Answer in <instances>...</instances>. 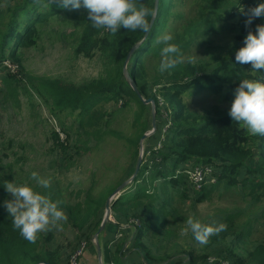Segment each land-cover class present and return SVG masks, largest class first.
<instances>
[{
	"label": "trees",
	"instance_id": "obj_1",
	"mask_svg": "<svg viewBox=\"0 0 264 264\" xmlns=\"http://www.w3.org/2000/svg\"><path fill=\"white\" fill-rule=\"evenodd\" d=\"M10 1V4H6V17L0 21V63L9 58L16 63L18 69L16 72H9L3 67L2 84L6 95L11 97L14 103H17V95L20 94L30 99L36 96L52 115L58 117L59 114H64L74 118L77 122V133L71 145L68 139L60 138L55 132L51 135L63 157L70 159L73 155H81L82 151L89 149L87 144L89 138L98 140L105 133H109L108 127L113 112L104 108L107 103H117L121 100L123 105H127L132 99L139 106L132 123L133 134L130 137L120 134V138H124L133 146L131 158L137 156L140 137L150 129L151 119L149 116L141 117L145 105L138 99L123 74L126 54L134 44L138 46L132 52L126 69L139 92L143 98H154L156 113L157 101L152 93L154 87L171 107L168 133L166 132L162 147L150 150L148 155L150 163L145 161L141 163L131 181L133 190L127 192L128 188H125L111 201L115 222L108 221L104 230L113 234L119 229L122 236L117 243L109 246L108 241L101 242L98 235L103 263L109 264L112 261L114 264H125L122 258L131 255L128 257L129 264H209L207 262L209 256L226 260L228 264H264V234L252 247L245 249L242 245L245 234L252 228L257 216L237 225L235 218L239 215L238 208L219 216L221 221L217 223L223 222L227 228L219 235L210 237L203 251L198 252L191 246L180 253L158 257L152 253L147 243L145 246L143 242L148 232H155L163 225L164 222L160 223L159 217L168 214L167 198L161 200L160 193L152 192L151 189L155 187V181L159 176H164V173L167 175L166 167H163L161 162L171 155L174 157L169 164L172 167L169 171L170 178L162 184L178 183L180 178L173 172L181 161H184L185 165L207 163L213 167L212 175L215 176V180L209 187L203 185L196 190L198 201L222 183L226 187L241 184L254 201L264 196V136L249 135L241 124L230 120L228 110L226 112L215 109L213 114L209 111L201 114L191 111L182 96L185 93V97L188 98L204 90H210L213 93H224L223 97L230 104L233 90L239 80L255 78L249 65L235 63L234 52L242 45L243 37L249 29L254 31L256 24L264 23V16L254 18L251 24L245 26L246 16L243 13L238 14L236 4L232 12L214 11L206 18V9L201 5L203 0H198L196 18L187 20L189 14L184 17L179 12L171 11L175 0H134L148 13L146 28L135 31L121 28L113 34L106 29L93 28L87 20L86 10L82 7L76 10L64 9L58 6L57 0ZM177 1L180 5L185 3L184 0ZM257 2L258 0L237 1L245 12ZM154 9L155 17L146 33ZM59 13H64L70 18L73 32L78 33L73 47L74 55L90 58L96 52L99 54L102 72L97 78L76 84L68 82L61 76L42 75L27 78L28 80L23 77L21 58L17 49L34 46L40 38L43 23L52 15ZM236 15H238L236 21H230V18ZM218 20L221 22L216 24ZM174 22H178L175 27L172 26ZM166 28L173 36L171 42L177 45L180 56L174 68L161 74L159 63L163 44L158 43V38L165 33ZM190 29L193 31L190 32ZM222 30L232 33L227 45L212 43L211 35ZM191 47L202 48V54L188 59L181 58ZM156 121L160 124L161 118L157 116ZM84 134L87 138H82ZM72 146L75 148L73 154L70 149ZM3 166L0 159V169ZM5 167L7 170H0V183L13 180L10 166ZM241 169H244L245 174L239 178ZM133 171L134 165L126 171L123 180ZM181 176L184 179L185 175ZM119 183L116 180L115 183L101 187L94 194L89 189L83 200L75 202L66 199L62 190L51 183L47 190L32 186L35 189L37 187V191L46 192L50 198L61 201V207L67 217L66 222L76 229L80 241L81 237L89 238L88 232L92 229L97 230L103 217L105 200ZM179 191L184 197L185 188H180ZM8 195L0 184V201L9 199ZM131 219L137 220L138 223L130 221ZM130 233L132 236L127 248L123 250L126 251L124 254L122 248ZM43 236L41 232L35 242L25 240L18 230L13 228L11 217L0 205V264H37L40 261L62 264L59 247L48 249L42 244V240L45 241ZM49 237L45 236L46 239ZM219 243H224L222 250L213 248ZM136 256L141 257L137 263L134 259Z\"/></svg>",
	"mask_w": 264,
	"mask_h": 264
},
{
	"label": "rangeland",
	"instance_id": "obj_2",
	"mask_svg": "<svg viewBox=\"0 0 264 264\" xmlns=\"http://www.w3.org/2000/svg\"><path fill=\"white\" fill-rule=\"evenodd\" d=\"M184 1L185 3L180 5L175 0L171 11L179 12L184 17L189 14L187 20H194L199 8L196 5L198 0ZM7 3L10 4L11 1L0 0V21L6 17ZM236 4V0H203L201 2V5L206 9V18L210 17L214 11L232 12ZM241 13L238 10V14L240 15ZM237 17L238 15L230 18V21L235 22ZM219 22L221 20L215 23L218 24ZM177 23L174 22L172 26L175 27ZM72 26L70 18L64 13L52 15L43 23L40 38L34 46L28 49H17V53L21 58L20 67L25 80L42 75L47 77L61 76L68 82L77 84L83 80L98 77L102 72V64L97 52L90 58L74 55L73 47L78 33L73 32ZM189 31L192 32L193 30L190 29ZM164 32L169 33V29L166 28ZM231 35V32L222 30L217 34L211 35L210 39L212 43L224 46L230 41ZM201 54L202 48L194 49L191 47L182 54L181 58L188 59ZM5 61L9 69L16 66V63L9 58ZM2 68L0 67V159L1 164L4 166L1 169L7 170L5 166L9 165L15 183L36 185L30 176L32 171H36L41 177L48 178L51 184L58 186L66 199L75 202L83 200L89 189L94 194L101 187L115 183L116 180L121 183L129 167L135 166L139 153L141 154V163L143 161L150 163L148 161L150 150L158 144L162 147L164 137L168 133L171 107L157 93L155 88H152V93L156 97L158 111L156 113L154 98L150 97L154 106L152 108L150 103H143L145 107L142 110L141 117L146 118L149 116L151 119V113L154 110L155 128L142 141L141 147L138 144L136 157L133 156L131 158L133 146L124 138H120V134L126 137H130L133 134L132 123L137 109H139L133 99L127 105H123L121 100L117 103H107L104 108L113 112L111 124L108 127L109 133H105L98 140L89 138L87 143L89 149L82 151L81 155H73L70 159L63 157L59 153L54 137L51 136L52 132L60 135V138L68 139L71 145L76 138L77 122L71 115L59 114L58 117L52 115L36 96L30 99L24 94H20L19 96L17 95V103H14L11 97L6 95L5 87L2 84L1 77L2 72H4ZM223 95L224 93H213L210 90H204L188 98L185 97V93L182 94L188 109L200 114L205 111L213 114L215 109L227 112L230 104ZM157 116L161 118L160 124L156 121ZM151 128L148 132L151 131ZM110 131L113 133H110ZM116 134L119 135L116 136ZM82 138H87V136L84 134ZM70 149L73 154L75 148L72 146ZM173 157L171 155L161 162L163 167H166L167 175L164 173V176H159L155 181V187L151 189L152 192L160 193L161 200L167 198L169 201L167 204L168 214H163L159 217L160 223H164L156 229L157 231L148 232L146 237H144L145 246L148 245L152 253L158 257H163L166 254H177L191 246L195 247L198 252L203 251L205 245L196 242L190 232H183L186 227V219L192 216L193 218H198L202 223H217L221 221L219 220L220 215L233 212L237 208L239 212V215L235 218L237 225L246 222L250 217L254 218L257 216L252 228H249L242 241L245 249L256 244L264 234V196H260L259 200L254 201L248 190H244L241 184L226 187L222 183L217 188L210 190L198 201L196 190L199 188L194 187L188 176H185L184 179L181 176L180 169L185 166L184 161L179 162L173 172L177 178H180L178 183L174 185H171V183L162 184L170 178L169 171L172 167L169 164L173 161ZM198 166L204 170L213 169L207 163ZM244 174V169H241L239 178L243 177ZM213 180L205 183V187H209ZM130 184L131 182L126 187L128 188L127 192L133 190V185ZM180 188H185L184 197L179 191ZM8 196L10 199V194ZM101 232L98 235H100L102 242L103 234ZM42 233L44 234L43 239H45V241L42 240V244L48 249L53 250L59 247L62 264L70 259L71 262L74 259L76 248H82L80 255L76 258V264L91 263L89 259L87 260L90 255L86 254L90 252V254L94 255L96 251L95 231L93 229L88 232V234L90 233L88 235L89 238L80 236L79 241V234L76 229L72 228L65 220L59 229L51 228ZM46 235L50 236L49 239L45 238ZM98 242L101 250L99 239ZM108 242H116L115 234ZM223 245L224 243H219V245H214L213 248L222 250ZM206 251H209V249H206ZM135 258L136 263L139 262V259L141 260L140 256ZM101 262L103 263L102 259ZM97 264H100L99 261Z\"/></svg>",
	"mask_w": 264,
	"mask_h": 264
},
{
	"label": "clouds",
	"instance_id": "obj_3",
	"mask_svg": "<svg viewBox=\"0 0 264 264\" xmlns=\"http://www.w3.org/2000/svg\"><path fill=\"white\" fill-rule=\"evenodd\" d=\"M237 3V0H236ZM59 7L64 9L86 10L87 20L96 29H106L115 34L121 28L135 31L146 28L147 11L138 6L134 0H57ZM238 9L245 14V26L254 18L264 16V0L247 9L237 3ZM173 36L164 33L158 38L161 48L159 71L164 72L176 66L180 52ZM234 61L239 65H249L255 78L239 80L233 90L228 108L231 121L241 124L249 135L264 136V23L256 24L254 31L249 29L243 37V43L234 52ZM37 187L49 189L50 180L41 177L38 172L30 173ZM2 184L10 199L0 201L7 214L11 217L14 229L28 242H35L39 233L51 228L62 227L67 217L61 207V201L50 198L46 192L37 191L28 183H15L13 180ZM184 233L190 232L193 239L206 245L210 237L225 231L227 225L219 223H202L198 218L189 216L185 221Z\"/></svg>",
	"mask_w": 264,
	"mask_h": 264
},
{
	"label": "water",
	"instance_id": "obj_4",
	"mask_svg": "<svg viewBox=\"0 0 264 264\" xmlns=\"http://www.w3.org/2000/svg\"><path fill=\"white\" fill-rule=\"evenodd\" d=\"M155 9H154V12L152 14V17L150 19V22H149V25L147 27V30H146V33L148 32L152 22H153V19L155 17ZM145 33V34H146ZM138 45L137 44H134L130 50L127 52L126 54V57H125V60H124V64H123V74H124V77L125 79L127 80V82L129 83L130 87L133 89V91L136 93L138 99L146 104V103H150L151 104V107L153 108L154 106V103H153V100L152 98L148 97V98H143L141 93L139 92L137 86L135 85L134 81L132 80L128 70L126 69V64L132 54V52L135 50V48L137 47ZM151 131L150 132H145L142 134V136L140 137V140H139V146L141 147L142 145V141L149 135L151 134L153 131H154V128H155V114H154V110H152V113H151ZM141 165V154L139 153L138 154V157H137V160H136V163H135V166H134V171L132 172V174L125 180H123L117 187H115L112 192L108 195V197L106 198L105 200V203H104V213H103V217L101 219V222L97 228V230L95 231L94 233V240H95V250H96V256L98 258V261L100 264H103L101 262V250H100V245H99V242H98V234L105 228V225L108 221H110V216L113 215V211L111 210V201L113 199H116L124 190L125 188L128 186V184L133 180V178L136 176L137 174V171L139 169V166ZM44 263L46 264H53V263H49V262H46V261H43Z\"/></svg>",
	"mask_w": 264,
	"mask_h": 264
},
{
	"label": "built area",
	"instance_id": "obj_5",
	"mask_svg": "<svg viewBox=\"0 0 264 264\" xmlns=\"http://www.w3.org/2000/svg\"><path fill=\"white\" fill-rule=\"evenodd\" d=\"M5 60H3L4 62L1 61L2 65H0V67L1 68L5 67L6 70H8L9 72H16L17 69H18L17 65L12 67L11 69H9ZM154 88L156 89V87H154ZM159 147H161V146L158 144L157 146L153 147V150H157V149H159ZM198 165H201V164L185 165L182 169H180V171H181L182 174H184L185 176L189 177V179L193 182L194 187H197V188L200 189L205 183H207L208 181H211L213 179L215 180V178L212 175L213 169L204 170L201 167H199ZM110 221L115 222L114 219H113V216L112 217L110 216ZM130 221L138 223L137 220H132L131 219ZM121 236H122V233H120V231H118L115 234V241L120 239ZM113 243L114 242H111V244H113ZM81 249L82 248L76 249L75 250L74 259L70 262L71 259L69 258L70 260H68L65 264H76V258L78 257V255H80ZM71 256H73V255H71ZM207 262L209 264H228V262L226 260L217 259L215 256H209L207 258ZM37 264H46V263H44L43 261H40ZM109 264H114V263L111 261Z\"/></svg>",
	"mask_w": 264,
	"mask_h": 264
},
{
	"label": "crops",
	"instance_id": "obj_6",
	"mask_svg": "<svg viewBox=\"0 0 264 264\" xmlns=\"http://www.w3.org/2000/svg\"><path fill=\"white\" fill-rule=\"evenodd\" d=\"M102 231H103V232H102V234H103V236H102V242H107L110 238L113 237L114 234H116V233L119 231V229L117 230L116 233L114 232L113 234H109V233H107L104 229H103ZM131 236H132V235H131V233H130V236H129V238L127 239V242L124 244V248H122V253H124V254H125L126 251L123 252V250H125V249L127 248V243H129V240H130ZM119 240H120V239L116 240V242H114V243H117ZM162 242H163V241H162ZM114 243H113V244H114ZM160 243H161V242H160ZM113 244H111V242H108V245H109V246H111V245H113ZM86 255H90V256L87 258V260L89 259V261H91L90 264H97V263H98V259H97V256H96V251H95L94 255L90 254V252H87ZM129 256H131V255H127V257L122 258V260L124 261L125 264H129V263H130V259L128 258ZM101 259H102V255H101ZM134 259L136 260V258H134Z\"/></svg>",
	"mask_w": 264,
	"mask_h": 264
}]
</instances>
